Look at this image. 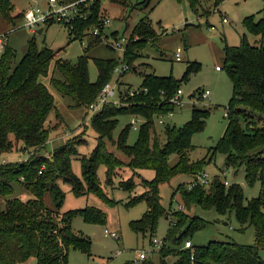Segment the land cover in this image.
<instances>
[{"label": "trees", "instance_id": "trees-1", "mask_svg": "<svg viewBox=\"0 0 264 264\" xmlns=\"http://www.w3.org/2000/svg\"><path fill=\"white\" fill-rule=\"evenodd\" d=\"M187 1L197 13L206 9L205 0ZM211 1L213 7H218L224 0ZM99 2L101 0H94L89 7L81 6L80 15L67 22L65 27L70 42L74 39L83 41L91 28L100 26L102 14ZM14 9L13 0H0V18L8 23L23 17V12L15 15ZM150 21L148 17H143L134 27L133 36L136 34L138 38L134 39V36L125 45L122 62L128 65V69L123 73L135 68L132 62L137 49L150 40L153 44L157 42L158 37ZM243 25L258 38L255 43H251L247 34H244L240 45L224 46V68L233 84V96L227 107L226 130L211 149L209 158L192 160L189 155V151L194 149L192 136L204 130L210 112L208 110L193 107L191 120L184 126L167 124L164 127V142L160 141L156 133L155 118L175 109L172 99L187 75L177 80L172 76L145 74L141 90L132 96L130 104L106 105L91 118L98 135L110 140L121 115H138L146 119L138 129L139 138L135 145L128 144L131 124L120 131L116 142L118 149L132 156L134 167L155 172L152 180L142 177L141 185L145 191L128 202L131 206L144 201L148 206L139 220L131 222V229L136 233H153L159 217L166 214L159 190L162 183L169 182L180 173L197 176L205 171L217 153L225 154L226 167H244L245 179L249 184L257 181L261 183L260 195L253 200H246L242 187L226 186L224 179L217 176L208 187L196 185L185 188L180 184L173 197L180 193L183 206L215 208L222 215L233 212L241 230L247 226L254 227L256 240L253 245L214 240L204 246L194 245L193 248L183 249L182 245L191 240L194 231L204 227L205 222L194 216L185 229L178 232L187 216L176 211V220L171 219L164 238L166 244L159 249L158 264H167L166 256L171 253L178 255L174 264H264L259 254V250L264 248V9L260 18L248 16L243 20ZM93 46L94 43H88L84 53L72 61L58 58V51L49 46L39 47L35 38H32L26 53L18 62L14 63L16 53L9 43L0 56V153L15 151L17 143L22 150L30 152L26 161L0 164V197L4 199V204L0 203V264H27L31 259H35L36 264H68L70 249H90V242L73 232V216L81 213L88 221L104 224L107 222V213L97 208L61 213L65 201L61 183L69 184L76 196L92 193L109 206L116 203L104 193L98 169L105 165L111 184L114 168L119 161L107 150L102 139L90 156L78 152L79 143L76 141H67L48 156L43 153L50 132L57 128L51 127L50 117L53 113L59 115V112L54 95L41 78L49 77L53 69L51 84L64 96L71 97L74 106L91 104L111 78L117 63L113 58H94L98 77L96 81H91L88 52ZM197 68V63H190L187 72ZM55 72L60 77H56ZM129 92L130 89L127 96L131 98ZM173 155L177 156V160L171 164ZM74 158L81 161V177L73 171ZM122 183L128 191L136 188L129 181ZM20 192H27L31 197L23 200ZM47 195L51 197L54 208L46 204ZM124 264L156 263L147 257L142 261L128 260Z\"/></svg>", "mask_w": 264, "mask_h": 264}, {"label": "rangeland", "instance_id": "rangeland-1", "mask_svg": "<svg viewBox=\"0 0 264 264\" xmlns=\"http://www.w3.org/2000/svg\"><path fill=\"white\" fill-rule=\"evenodd\" d=\"M94 0H87L85 3L75 0L73 2L78 10L81 6L89 7ZM66 2V1H65ZM15 5L14 14L23 12L32 5L41 8L46 7V0H13ZM77 3V4H76ZM100 6L102 17L100 18L101 31L96 36L90 29L84 36L83 41L74 39L69 41L67 23L54 22L47 26L43 23L34 27L25 25L23 17H19L13 23H8L0 18V34L8 35L9 46L15 51L14 63L18 62L26 53L29 40L35 38L39 47L49 46L58 51L57 57L76 61L84 53L88 43H94L89 50V75L91 81H96L98 69L94 58L115 59L116 66L113 69L108 82H115L119 79L121 93H117L112 100L118 103L130 104L131 98L127 96L130 89L141 90L143 75L153 73L157 76H172L180 80L185 75L186 79L181 82L180 88L181 105L173 110V116L167 117L164 124L159 123L160 119L155 118L156 133L161 142H164V127L167 124L184 126L192 117L193 107L208 110L209 115L205 121L203 131L192 136L194 149L189 151L192 160L209 158L212 148L224 135L227 126V107L233 96V84L226 69L224 68V46H238L244 34H247L251 43H255L258 36L250 34L243 25V20L248 16L260 18L264 9V0H224L218 7H213L211 0H205V10L195 12L187 0H101ZM83 6V7H84ZM148 17L152 24L158 40L155 44L152 40L136 50L137 54L132 62L135 68L125 73H116L115 69L120 67V61L124 58V49L116 47L121 38L125 37L127 43L134 37V27L141 18ZM225 17L228 22H223ZM108 19L109 22L104 20ZM43 28L40 32L39 30ZM96 36V37H95ZM178 48L182 49L181 60H176L175 53ZM197 63L198 68L187 72L188 64ZM222 66V70L217 67ZM54 74L52 69L51 75ZM49 77H42L41 80L47 85L55 97V103L59 115H51V127L57 126L50 132L48 144L43 150L47 156L58 146L67 141L79 143L78 152L81 155L90 156L92 151L102 139L107 150L113 153L119 163L114 168L113 181L108 182L106 167L101 165L98 169L101 187L108 198L116 201L114 206H109L102 198L94 194L76 196L69 184L61 183L65 192V201L61 208L62 212H71L83 208H97L107 213V222L99 224L88 221L81 213H76L72 219V230L78 236H83L90 242V249L72 248L69 251L68 264H124L128 260H136L139 252L143 249L149 251V259L159 263V249H152L151 239H164L170 227V221L174 218L176 211L186 214L183 225L178 232L184 230L188 221L194 216L202 218L204 227L194 231L191 241L195 246H204L210 241H234L240 244L253 245L256 240L255 229L247 226L240 229L234 213L222 215L215 208L205 209L201 206L182 205L180 193L173 197L174 191L182 184L190 188L189 183L192 176L186 173L175 175L169 182L162 183L159 187L162 206L167 210L165 215L158 219L157 227L153 233H136L131 229V222L139 220L148 210L146 202L139 201L129 205L131 198L140 195L145 191L141 185L142 177L152 180L155 172L152 169H140L132 164V156L126 155L117 147V140L120 131L136 120L137 126L146 121L142 116L133 118L132 115H121L118 119V126L114 131L112 140L102 138L94 130L91 122L93 114L87 106H74L69 96L61 94L50 82ZM56 77L60 74L55 72ZM105 83V84H106ZM131 87V88H130ZM209 91L208 97L203 93ZM101 90L99 91V93ZM139 93V92H138ZM137 94V93H136ZM134 96V95H133ZM118 97V98H117ZM139 138V131L130 126L128 144L135 145ZM30 152L22 150L20 144H15V151L0 153V163H17L26 161ZM177 156L170 159L174 164ZM225 154L217 153L215 158L205 167L210 178L215 176L226 179L229 185L242 187L246 200H253L260 195L261 183L249 184L245 179L244 167L238 169L226 167ZM72 168L76 175L82 176V165L78 158L72 161ZM131 182L136 185L134 191L124 189L122 182ZM228 185V186H229ZM207 186V185H205ZM208 187V186H207ZM20 197L27 200L31 194L20 192ZM45 202L50 208L54 203L49 195ZM0 203L4 199L0 197ZM174 220H176L174 218ZM105 229L118 234L119 238L105 235ZM172 248V246H171ZM184 249V246L182 245ZM260 256L264 259V248L259 250ZM178 260L177 253L166 256L167 264H174ZM27 264H36L35 259L29 260Z\"/></svg>", "mask_w": 264, "mask_h": 264}, {"label": "built area", "instance_id": "built-area-1", "mask_svg": "<svg viewBox=\"0 0 264 264\" xmlns=\"http://www.w3.org/2000/svg\"><path fill=\"white\" fill-rule=\"evenodd\" d=\"M80 2H85L87 0H79ZM77 4V3H76ZM80 15V12L77 8V6H75V2L74 3H67L64 2L62 0H46V7L45 8H41L38 5H32L29 8L24 10L23 13V18L25 20V25L29 26V27H34L36 25H39L41 23L47 25L48 23L54 21V22H59V23H67L70 22L71 20H73L76 16ZM109 22L108 19L104 20V23ZM223 22H228V20L223 17ZM94 32L95 34H98L100 32V26H94ZM8 43V35L5 33L0 34V56L3 53V51L5 50L6 44ZM127 43V40L125 37L121 38V40L119 41V43L116 44V47L120 48V49H124L125 50V45ZM181 53H182V49L178 48L176 53H175V57L176 60H181ZM128 69V65L124 62L120 63V67H117L115 69L116 73H123L124 71H126ZM217 69H220V66L217 67ZM139 90L137 89H131L129 94L131 96L135 95L136 93H138ZM117 93H121V89H120V84H119V79H117V81L115 82H108L106 84H104V86L101 89V92L98 94L97 98L95 99V101H93L90 105H89V110L91 112V114L95 115L96 113L100 112L106 105L109 104H114L116 106H127L128 104H124V103H118L115 100H112L114 97H116ZM183 94L182 89H178L177 94L175 95V97L172 99L173 103L176 106H180L181 105V95ZM210 94L209 91H205L203 93L204 97H208V95ZM118 98V97H117ZM173 111L169 112L168 114L165 115H160L157 118L160 119L159 123L164 124V120L167 117H172L173 116ZM133 118H136L137 115H132ZM131 126L135 129H139V126H137V122L135 119H133ZM6 163V161H3L0 164H4ZM213 181L212 178L209 177V175L206 173V171L201 172L200 174H198L197 176L193 177L191 182L189 183V187L192 188L196 185H209L211 182ZM224 183L226 186L229 185V182L224 179ZM105 235L107 236H112L115 238H119L118 234H116L115 232H111L108 229H105ZM151 244H152V249H160L162 248L165 244L166 241L165 239H158V238H153L151 239ZM193 242L191 240H188L185 242L184 244V248H193ZM149 251H146L145 249H143L141 252H139L138 256H137V261H142L144 259H146L149 255ZM191 260L192 262L194 261V252L192 251V255H191Z\"/></svg>", "mask_w": 264, "mask_h": 264}, {"label": "water", "instance_id": "water-1", "mask_svg": "<svg viewBox=\"0 0 264 264\" xmlns=\"http://www.w3.org/2000/svg\"><path fill=\"white\" fill-rule=\"evenodd\" d=\"M43 30V28H41L39 31L41 32Z\"/></svg>", "mask_w": 264, "mask_h": 264}, {"label": "crops", "instance_id": "crops-1", "mask_svg": "<svg viewBox=\"0 0 264 264\" xmlns=\"http://www.w3.org/2000/svg\"><path fill=\"white\" fill-rule=\"evenodd\" d=\"M218 70H222V69H218Z\"/></svg>", "mask_w": 264, "mask_h": 264}]
</instances>
